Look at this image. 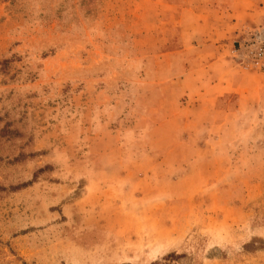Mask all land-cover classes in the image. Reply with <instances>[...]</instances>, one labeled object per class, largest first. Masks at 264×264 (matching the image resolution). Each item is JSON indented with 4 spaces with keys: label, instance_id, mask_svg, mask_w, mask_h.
<instances>
[{
    "label": "rangeland",
    "instance_id": "rangeland-1",
    "mask_svg": "<svg viewBox=\"0 0 264 264\" xmlns=\"http://www.w3.org/2000/svg\"><path fill=\"white\" fill-rule=\"evenodd\" d=\"M0 264H264V0H0Z\"/></svg>",
    "mask_w": 264,
    "mask_h": 264
},
{
    "label": "crops",
    "instance_id": "crops-1",
    "mask_svg": "<svg viewBox=\"0 0 264 264\" xmlns=\"http://www.w3.org/2000/svg\"><path fill=\"white\" fill-rule=\"evenodd\" d=\"M244 4L246 3L243 2ZM218 11L222 12L226 19L224 22L227 21V23L223 24V26H226L225 28L221 26L219 28L218 33L220 36H211L210 34L204 33L198 42L200 54L203 58L202 60V66H199L196 69H193L194 67H189L185 75L182 77L184 82H186L190 87L199 88V85H202L204 93L200 91V98L202 102L204 103L203 98L206 100L209 99V103L214 104L216 98H221L225 96L228 93H231L232 91H241L242 93L247 92L249 101L245 102L243 101V97L239 96V100L243 104H249L252 103L251 97L253 98V95L255 96V91L253 90L254 87L250 89L242 86L241 76H240V70L238 69L239 62L235 60L233 57L226 58V50H230V54L232 52H236L234 49L236 46L234 45L236 42H242L239 41L242 38L243 31L242 27L240 25H230V17H232L234 13L226 11L231 10L232 7L229 4L226 3H218ZM239 7L236 5L234 8L233 4V11L238 9ZM227 14V15H226ZM228 38L230 41L229 43L223 44L221 39ZM235 38V39H234ZM219 42H216L218 41ZM234 40V41H233ZM242 40V39H241ZM225 57V58H224ZM254 75V74H251ZM258 75V74H257ZM196 76V77H195ZM201 76V77H200ZM212 76V77H209ZM197 83V84H196ZM210 90H213L211 92L210 97L205 96L206 93ZM253 91V92H252ZM241 94V93H240Z\"/></svg>",
    "mask_w": 264,
    "mask_h": 264
}]
</instances>
